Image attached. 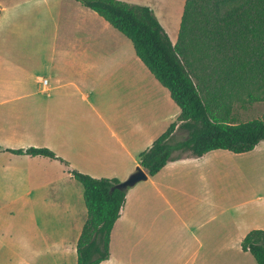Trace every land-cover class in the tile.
Returning <instances> with one entry per match:
<instances>
[{
    "label": "crops",
    "instance_id": "crops-1",
    "mask_svg": "<svg viewBox=\"0 0 264 264\" xmlns=\"http://www.w3.org/2000/svg\"><path fill=\"white\" fill-rule=\"evenodd\" d=\"M185 1L172 4L173 10L160 0L145 3L174 44ZM0 6V196L31 214L30 240L43 247L29 254L10 246L7 252L5 244L12 245L15 236L7 230L10 223L0 222V264H63L68 254L77 264L87 218L84 186L61 161L10 149L47 147L73 169L122 181L139 166L141 152L178 120L181 108L131 39L80 1L0 0ZM262 142L243 153L185 155L129 187L111 233L110 256L100 264L123 263L114 250L116 236L129 244L155 241L163 250L166 242L179 241L177 257L187 244H199L185 253L186 264H223L231 244L241 247L252 229H264V177L255 175L260 181L247 185L240 174V164L250 162ZM221 214L224 219L214 224ZM60 221L64 229L55 231ZM181 231L184 236H172ZM203 234L216 237L218 254L202 250L209 238ZM164 255L155 250L153 264ZM142 264L149 263L143 258Z\"/></svg>",
    "mask_w": 264,
    "mask_h": 264
},
{
    "label": "trees",
    "instance_id": "trees-1",
    "mask_svg": "<svg viewBox=\"0 0 264 264\" xmlns=\"http://www.w3.org/2000/svg\"><path fill=\"white\" fill-rule=\"evenodd\" d=\"M95 10L134 44L139 58L180 106L177 121L140 154L150 176L169 161L214 149L250 151L264 141V115L245 121L237 105L264 101V0H186L174 44L150 6L122 0H78ZM1 14V6H0ZM178 129L187 131L173 140ZM57 159L84 186L87 218L77 241V264H100L110 256L113 227L127 189L116 177H93L73 169L47 147L10 149ZM241 247L264 264V229H252Z\"/></svg>",
    "mask_w": 264,
    "mask_h": 264
},
{
    "label": "rangeland",
    "instance_id": "rangeland-1",
    "mask_svg": "<svg viewBox=\"0 0 264 264\" xmlns=\"http://www.w3.org/2000/svg\"><path fill=\"white\" fill-rule=\"evenodd\" d=\"M122 1H126V0H122ZM146 1L148 0H128L126 2L128 3H132V4H141V5H145ZM161 4H168L171 9V7H173V5H178L180 0H160ZM173 4V5H172ZM173 10V8L171 9ZM175 13H177V9H175ZM165 21V20H163ZM177 21V19L175 20ZM173 22V20H172ZM264 115V101H259V102H253L250 105H248L247 107H242L241 105H237L235 106V108L233 109L232 112V116L235 117V119L237 121H245L247 119H251L254 117H261ZM187 135V131L184 129H178V131L174 134L173 136V140H181L183 139L185 136ZM250 162H246V164L241 163V172L240 174L242 175L243 173L245 174L246 177V184L248 185L249 183H253L255 184V180H259L260 178L255 177V175L258 176H263L264 177V142H262L260 144V148L258 150V152H256L253 157L250 159ZM234 165V164H233ZM235 175L238 177V170L235 167ZM231 178V182H233L234 177L230 176ZM75 178V177H74ZM76 179V178H75ZM255 179V180H254ZM77 180V179H76ZM78 181V180H77ZM80 183V186L83 188V184L78 181ZM223 187V186H222ZM259 189V188H258ZM257 188H251V190L248 188V192L250 193H254L259 191ZM264 189L263 187L260 188ZM226 191H229L227 189H225ZM9 199V198H8ZM6 198H3L2 196H0V222H6V223H10L12 225L11 230L8 228V231H12L13 235L15 236V242L13 241V244L11 245L10 243H6L5 246H7L8 249H6L7 252L10 251V246H14V248H20V247H24L27 253H36V251H40L43 250L41 246H37L39 245L38 243L35 242H31L30 240V236H32L31 234V230L33 229L34 225L33 223L30 221V216L31 214L29 212L26 211H18V209H13V204H9V201ZM231 204V202L229 203ZM56 211V210H55ZM54 212V210H53ZM40 212H38L39 214ZM59 213V210L54 212ZM87 213V211H86ZM224 215H219L217 217V219H215L214 224H218L221 222ZM55 222V226L53 227V229H55V231H62L64 229L63 227V222L60 221V223ZM183 231H181V234H173L172 236L175 237H180V236H184L183 235ZM203 236L205 237H209L207 240H205L204 242V248H202V250H208L209 252L212 251L214 254H218V249H220V247L222 246L221 244H217L216 241V237L215 236H206L203 234ZM117 239H115L114 241V250L116 252L117 250V257L118 260L120 262H123L122 264H142L143 262V258L144 261H147L149 264H153L154 263V251L157 249L160 250V252H165L164 258L161 260L160 259V263L159 264H186L189 261H186V254L190 253L194 247H197L199 244H187V248L182 250L179 254V257H177V252L180 251V249L178 248V246H180L179 241L174 242V243H170V242H166L165 244V250H163V244L161 243H157L155 241H148V240H144L142 241L143 243L137 244V243H127L125 240H123V238L121 236L119 237H115ZM210 238H212L211 240H209ZM73 239H74V235H67V242H66V246L68 248V252L69 249L71 247V244H73ZM211 241V242H210ZM29 242V243H28ZM15 244V245H14ZM61 245V244H59ZM149 248V255L146 256V249L145 248ZM56 248V247H55ZM127 249V250H126ZM59 250V249H58ZM60 251V250H59ZM56 257L59 256V253L57 252V249H55L54 251ZM186 253V254H185ZM49 256V254H48ZM145 256V257H144ZM51 257V256H50ZM71 259H72V264L75 261V257L72 255L67 256V259H64L63 264H70L71 263ZM186 259V260H184ZM9 260V259H8ZM10 261V260H9ZM14 261V260H13ZM224 263L223 264H251L253 263V261L256 263L255 261V257H253L250 253H248L247 255L242 253L241 247L239 244H231L230 246V251L227 254H224V259H223ZM8 263V262H6Z\"/></svg>",
    "mask_w": 264,
    "mask_h": 264
},
{
    "label": "water",
    "instance_id": "water-1",
    "mask_svg": "<svg viewBox=\"0 0 264 264\" xmlns=\"http://www.w3.org/2000/svg\"><path fill=\"white\" fill-rule=\"evenodd\" d=\"M148 178V173L142 167H137L134 172H132L125 180H122L117 184L118 188L128 189L136 185L138 182L146 180Z\"/></svg>",
    "mask_w": 264,
    "mask_h": 264
},
{
    "label": "built area",
    "instance_id": "built-area-1",
    "mask_svg": "<svg viewBox=\"0 0 264 264\" xmlns=\"http://www.w3.org/2000/svg\"><path fill=\"white\" fill-rule=\"evenodd\" d=\"M45 81H46V79H45Z\"/></svg>",
    "mask_w": 264,
    "mask_h": 264
}]
</instances>
